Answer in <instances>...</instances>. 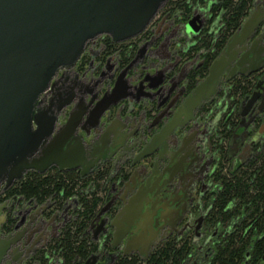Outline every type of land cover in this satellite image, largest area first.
Segmentation results:
<instances>
[{"label": "flooded vegetation", "instance_id": "obj_1", "mask_svg": "<svg viewBox=\"0 0 264 264\" xmlns=\"http://www.w3.org/2000/svg\"><path fill=\"white\" fill-rule=\"evenodd\" d=\"M167 2L134 38L115 42L109 35L94 37L78 63L60 69L42 95L41 107L52 106L57 114L53 123L58 132L74 111L91 112L92 98L110 91L123 72L146 78L145 85L162 82L134 113L133 139H117L115 127L107 128L116 109L87 137L83 129L87 131L94 122L93 109L92 117L80 120L67 143L84 148L86 172H61H78L90 179V189L100 198L85 227L94 248L78 264H117L126 259L148 263L158 250L173 244L185 251L180 264H219L221 248L227 244L225 233L231 229L229 223L212 221L222 190L220 179L250 160L264 139V28L257 29L246 49L238 44L232 55L228 46L236 33L222 48H202L203 15L196 9L184 16L180 9L168 10ZM259 6L264 13L260 2ZM193 17L201 22L198 34L187 33ZM222 56L234 60L219 82L207 83L198 94ZM256 61L261 68L253 72ZM247 79L254 85L249 92L238 93V82ZM72 97L73 103L58 111L62 100ZM119 143L123 146L115 152ZM53 170L59 168L49 171ZM11 187H0V242H16L1 264H66L55 245L77 219L79 197L51 196L39 202L9 195ZM131 241L148 242V255L140 249L126 253ZM253 246L254 242L240 264H264V255L252 256Z\"/></svg>", "mask_w": 264, "mask_h": 264}, {"label": "water", "instance_id": "obj_2", "mask_svg": "<svg viewBox=\"0 0 264 264\" xmlns=\"http://www.w3.org/2000/svg\"><path fill=\"white\" fill-rule=\"evenodd\" d=\"M166 2L0 0V187L12 186L30 171L45 174L54 166L60 171L82 169L85 173L84 148L81 144L72 147L67 143L80 120L87 122L92 117L93 109L94 122L87 131L83 129L87 137L104 122L109 111L116 109L115 118L107 128L114 126L115 137L122 141L134 138V113L144 100L158 92L162 82L145 85L146 78L127 76L123 72L110 91L98 99L92 98L91 112L86 109L74 111L70 121L58 132H55L53 123L57 114L52 106L41 107L42 95L50 89L60 69L78 63L90 40L101 34L109 35L115 42L134 38L147 28ZM260 26L264 28V13L259 6L231 39L228 54L232 55L238 44H243L246 49ZM201 30V22L193 17L187 24V33L198 34ZM250 53L248 50L246 56ZM260 58L258 56L257 60ZM233 60V57L222 56L216 61L212 74L199 87L198 94L203 92L207 83L219 82ZM257 63L252 64L253 72L261 68V63ZM72 99L62 100L58 111L71 105ZM75 118L77 122L73 124ZM122 146L119 143L115 152ZM68 158L75 161L65 162ZM132 241L127 245L126 253L140 249V253L148 255V242ZM15 242V239L14 242H0V264Z\"/></svg>", "mask_w": 264, "mask_h": 264}, {"label": "trees", "instance_id": "obj_3", "mask_svg": "<svg viewBox=\"0 0 264 264\" xmlns=\"http://www.w3.org/2000/svg\"><path fill=\"white\" fill-rule=\"evenodd\" d=\"M189 1L169 0L167 9H180L182 15L188 16L191 12ZM210 1L213 11L224 12L225 29L218 40L214 35L205 34L200 37L202 42L200 47L208 49L213 47L214 50L224 47L228 39L237 32L254 0ZM253 85L252 79L240 80L237 92H249ZM250 158L220 179L222 190L216 198L212 221L221 220L229 223L231 229L225 233L227 244L224 249L221 248L219 264H240L244 257L248 256L247 252L252 248L253 242L256 246L255 248L253 246L252 256L264 255V139L253 150ZM87 186L93 188L91 180L81 178L78 172L65 173L53 170L40 174L30 171L15 182L9 192V195H18L26 199L36 198L39 202H44L51 196L59 200L71 196L79 197L82 206L76 213L77 219L64 229L55 245L66 258V264H78V260L94 248L91 236L85 234V227H88L89 219L95 213L100 198L96 197V191H91ZM184 256L185 251L173 244L158 250L148 263L126 259L117 264H180Z\"/></svg>", "mask_w": 264, "mask_h": 264}, {"label": "rangeland", "instance_id": "obj_4", "mask_svg": "<svg viewBox=\"0 0 264 264\" xmlns=\"http://www.w3.org/2000/svg\"><path fill=\"white\" fill-rule=\"evenodd\" d=\"M190 2H191V7H192L190 13H192L194 10L197 9V12L199 14L203 15V20L205 23L204 29H203V35H205V34L209 35V36L214 35V37L217 38V40H218L219 37L223 35V31L225 29L224 12L220 11V10L213 11L212 10L213 9L212 8V2L210 0H208L207 2H200L198 0L197 1L194 0V2H193L192 0H190L189 3ZM259 2L261 3V6L264 7V0H254L252 2L250 9H249V13L244 18V21L242 22V25L237 30V32L241 30V27L248 20V18L252 14V12L256 9V6ZM199 44L201 46L202 42L199 41ZM211 50H213V47L211 48ZM88 188L90 189V187H88Z\"/></svg>", "mask_w": 264, "mask_h": 264}]
</instances>
